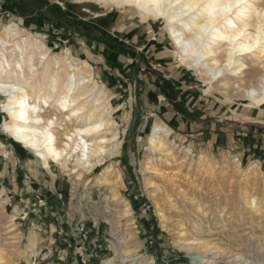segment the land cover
<instances>
[{
  "label": "rangeland",
  "instance_id": "1",
  "mask_svg": "<svg viewBox=\"0 0 264 264\" xmlns=\"http://www.w3.org/2000/svg\"><path fill=\"white\" fill-rule=\"evenodd\" d=\"M125 9L127 7L95 1L0 0V36L4 35L7 25L16 24L22 33L42 37L52 55L64 57L68 50L78 65L85 68L83 65L88 63L87 69L97 88L108 95L114 108L112 118L123 141L120 156L106 158L91 174L80 170L83 174L80 178L79 173L72 174L58 164H51L64 183L57 187L61 196L58 204L63 211L62 218L59 217L63 222L56 221L58 229L55 231L54 227L53 234L47 231V238L42 241L28 237L27 226H19L15 215L13 218L5 212L0 201V264H233L236 262L232 259L241 258L245 263L264 264V168L195 147L173 131V125L181 126L189 115L216 123H234L235 115L226 109L240 111L243 116L242 109L237 108H246V101L240 104L232 101L231 92L221 96L208 91V82L174 54L176 48L163 19H143L137 12ZM37 15L38 18L43 16L44 21L32 23L31 18ZM104 38L114 42L103 45L113 59L124 65L127 74L120 72L123 77L114 72L106 79L99 69L100 64L90 61L91 55L84 52L86 47L91 48L85 43ZM162 50L166 51L164 58L159 54ZM253 60L246 58L249 67L244 70V79L247 73L258 70V63ZM172 68L178 70L180 78L170 73ZM162 77L173 87L166 82L159 87L155 79ZM5 99L6 96L0 94L2 153L11 144L21 147L4 131L6 114L1 103ZM178 103L186 112L180 111L177 116L182 118L175 121L176 114L172 110H178ZM156 109H160L162 115ZM76 122L73 125L84 124L83 120ZM156 122L171 130L165 141L172 156L148 150L149 136ZM23 149L25 153L18 157L19 163L38 159L34 153ZM4 158L7 159V155ZM144 159H150L154 167L165 173L177 174V183L187 196L173 191L167 178L144 169ZM252 167H256L255 170ZM108 170L110 179H119L122 185L115 200L110 199L113 193L110 186L103 188L98 184L101 175ZM163 187L170 191L172 202H178L175 207L181 211L164 199ZM251 195L260 207L259 212L248 206L247 197L243 198ZM126 202L131 207L130 217L121 214L120 209ZM39 204L42 200L34 203L32 209ZM160 213L168 215V219L163 220ZM22 215L25 219L29 216ZM181 227L187 228L182 238L179 236ZM190 238L206 240L208 246L187 250L177 243ZM38 242L41 250L32 257L30 251Z\"/></svg>",
  "mask_w": 264,
  "mask_h": 264
},
{
  "label": "bare ground",
  "instance_id": "2",
  "mask_svg": "<svg viewBox=\"0 0 264 264\" xmlns=\"http://www.w3.org/2000/svg\"><path fill=\"white\" fill-rule=\"evenodd\" d=\"M81 1L127 7L125 10L137 12L143 19H163L176 48L174 54L182 64L196 70L208 82V91L221 96L231 92L232 101L240 104L245 100L248 107L264 105L263 0ZM3 33L0 36V94L6 96L1 103L6 114L4 131L34 153L45 167L58 164L72 174H78L80 170L91 174L103 165L106 158L120 156L123 141L112 118L114 108L108 95L97 88L87 69L88 63L83 65L85 68L78 65L68 50L64 57L52 55L42 37L22 33L16 24L7 25ZM248 57L257 61L258 70L247 73V79H244V70L249 67ZM80 120L84 121L82 126L73 125ZM170 134L169 128L156 122L149 136L148 150L170 156L171 150L165 141ZM4 155L8 156L7 153ZM143 168L167 178L173 191L186 195L177 183V174L163 172L154 167L150 159H146ZM110 172L105 171L98 184L103 188L110 186L113 192L110 199L115 200L122 185L119 179H110ZM82 175L79 173V178ZM161 190L164 199L175 207L178 202H172L170 191L164 187ZM243 198L249 207L259 212L260 207L252 195ZM120 210L124 217L132 215L128 202ZM160 216L163 220L168 219L164 213ZM180 229L182 238L187 234V228ZM177 243L184 249L193 250L199 246L204 248L208 241L190 238ZM232 260L236 262L233 264H252L245 263L242 258Z\"/></svg>",
  "mask_w": 264,
  "mask_h": 264
},
{
  "label": "crops",
  "instance_id": "3",
  "mask_svg": "<svg viewBox=\"0 0 264 264\" xmlns=\"http://www.w3.org/2000/svg\"><path fill=\"white\" fill-rule=\"evenodd\" d=\"M38 16H35V19L31 18V22L36 23V20L44 21L43 16H40V18ZM28 23L30 24V22ZM100 41L92 40L85 43L91 45V48L86 47L84 49L86 54L91 55L88 59L100 64L99 69L106 79L114 72L123 77L120 72L127 74L124 65L115 60L116 58L113 59L111 57L112 54L103 45L114 42L108 41L105 38ZM92 45L97 50L92 48ZM165 52V50L160 51V57L164 58ZM172 69H169L170 73L175 78H180L181 75L178 74V70ZM102 73H99V75ZM117 80L121 81L119 77ZM164 82L173 87V84L167 82L164 77L155 79V83L159 84V87H162ZM176 106L178 108L177 111L173 109L174 105L171 106V109H173L172 113L176 114L174 116L176 118L175 121L182 118V116H177L180 111L186 112L179 108V103ZM182 106L184 108L187 107L185 104H182ZM233 110L235 109H226L229 114L235 115L236 121L234 123H216L197 119L189 115L186 121H183L182 124L180 123L181 126L174 124L173 131L178 136L187 139L195 147L208 150L213 154L236 157L245 164H256L264 168V105L256 107L246 106V108L239 106L237 110H241L244 113L243 116L239 114L240 111L236 112L235 110V112H232ZM155 111L161 115L163 113L160 109H156ZM238 114L239 116H237ZM163 118L169 121L166 116ZM21 147L11 144L10 148L6 150L7 152H4L8 153L7 159L4 158V153L0 151V201L3 204L5 212L12 216L15 215V220L17 219L19 226H27L26 233L28 237L42 241L43 238H47L45 235L47 231L53 234L54 227L55 231L58 229L55 225L57 224L56 221L63 222L62 219L60 220L63 211H61V205L58 204L61 196L58 194L57 187L59 183L61 185L64 183L61 179L59 180L55 167L52 168V165L50 168H47L38 159H29L24 164L19 163L18 157L25 153V150ZM39 200H42V204H39L33 210V204ZM22 214L29 216L25 219ZM53 215L58 216L54 217ZM61 232H63V229H61ZM32 250L30 251V255L35 257L39 253L38 250H41L39 242L36 243V246Z\"/></svg>",
  "mask_w": 264,
  "mask_h": 264
}]
</instances>
